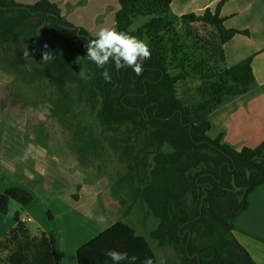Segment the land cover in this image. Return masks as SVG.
<instances>
[{
  "label": "trees",
  "instance_id": "16d2710c",
  "mask_svg": "<svg viewBox=\"0 0 264 264\" xmlns=\"http://www.w3.org/2000/svg\"><path fill=\"white\" fill-rule=\"evenodd\" d=\"M115 1L117 30L145 39L151 57L140 75L107 65L112 80L106 83L102 69L85 57V45L95 38L62 19L57 5L0 0V71L42 80L58 108L64 87L73 85L125 168L111 192L121 208L124 197L114 190L127 193L126 211L76 249V264H113L108 250L135 255L136 264L145 257L157 264L147 240L122 221L137 203L157 219L149 238L157 248L171 250L170 264H256L235 237L234 223L247 209L249 194L264 184V139L237 151L208 136L210 115L223 99L246 94L255 82L252 57L227 67L223 50L234 36L248 32L225 27L220 9L226 0L214 10L179 17L170 13L172 0ZM134 17L150 20L129 31ZM45 50L54 53L47 62ZM188 78L198 84L181 97L177 85ZM9 201L26 206L33 196L22 188L5 189L1 214ZM13 222L0 239L3 264H62L55 231L33 235L18 213Z\"/></svg>",
  "mask_w": 264,
  "mask_h": 264
},
{
  "label": "rangeland",
  "instance_id": "374dc122",
  "mask_svg": "<svg viewBox=\"0 0 264 264\" xmlns=\"http://www.w3.org/2000/svg\"><path fill=\"white\" fill-rule=\"evenodd\" d=\"M13 1L32 5L38 0ZM48 1L57 5L62 19L93 38L100 27L115 25L114 17L119 9L115 0ZM181 1L183 5L179 9L186 10L183 8L187 0ZM232 5L231 2L227 7ZM179 9L171 7L170 13L176 17L188 14L187 11L179 14ZM149 20L150 17H134L129 31H136ZM178 29L182 30L180 25ZM197 84L198 80L192 78L178 83V95L183 97ZM64 94V104H58V108L48 100L49 88L42 80L29 75L26 79L21 80L19 76L15 79L0 71V190L18 187L30 192L33 201L26 206L9 201L7 219L13 221L15 213L20 218H28L25 223L33 235L55 231L59 237L61 263L76 264V249L104 226L121 218L130 197L126 192L114 190L118 197H124L123 208L112 197L111 189L124 174V165L112 151L110 138L100 135L94 116L79 98L75 87L66 84ZM26 151L31 152L26 159L28 173L42 164V173L49 174L42 175V184L51 187V191H45L33 180L21 182V167L17 172L11 168L12 155L19 158ZM47 212L52 219L48 218ZM122 221L131 226L136 235L147 240L157 264L171 263V250L157 248L149 238L158 221L144 205L137 203ZM0 263L3 264L1 260Z\"/></svg>",
  "mask_w": 264,
  "mask_h": 264
},
{
  "label": "crops",
  "instance_id": "0c3cea01",
  "mask_svg": "<svg viewBox=\"0 0 264 264\" xmlns=\"http://www.w3.org/2000/svg\"><path fill=\"white\" fill-rule=\"evenodd\" d=\"M219 1L187 0L183 8L186 10H181L179 8L183 2L172 0L170 8L179 9V14L184 11L201 14L206 8H215ZM231 2L233 5L228 8ZM220 16L226 19V28L248 32L247 36L236 35L224 44L226 66L231 67L252 57L255 82L246 94L223 99L222 105L210 115L208 136L212 139L219 137L222 144L239 151L254 148L264 139V0H227L220 9ZM11 158V168L16 170L12 171L22 169L19 176L21 182L33 180L42 185L45 191H51V187L42 184V175L49 176L45 171L42 173V164L38 166L39 170L35 169L29 174L28 160L21 162V157L15 158L13 155ZM13 225V221L0 213V239ZM234 235L256 264H264V184L249 194L247 209L235 220Z\"/></svg>",
  "mask_w": 264,
  "mask_h": 264
},
{
  "label": "clouds",
  "instance_id": "9594fccd",
  "mask_svg": "<svg viewBox=\"0 0 264 264\" xmlns=\"http://www.w3.org/2000/svg\"><path fill=\"white\" fill-rule=\"evenodd\" d=\"M47 47L44 45V49ZM85 48V57L92 61L98 69H102L100 75L106 83H111L112 80L107 65H114L116 70L132 68L136 75H140L143 71V62L151 57L150 45L145 39L138 38L124 30H117L115 25L100 27L96 32V38L89 40ZM41 55L44 62L54 58V53L47 50ZM25 56H29L28 51L25 52ZM30 154V151L26 152L20 158L21 162L26 160ZM105 255L113 264H125V262L136 264L138 259L135 255L129 256L127 252L116 250H108ZM142 264H153V260L151 257H145Z\"/></svg>",
  "mask_w": 264,
  "mask_h": 264
},
{
  "label": "built area",
  "instance_id": "2783aa9c",
  "mask_svg": "<svg viewBox=\"0 0 264 264\" xmlns=\"http://www.w3.org/2000/svg\"><path fill=\"white\" fill-rule=\"evenodd\" d=\"M22 221H29V219L28 218H23Z\"/></svg>",
  "mask_w": 264,
  "mask_h": 264
}]
</instances>
